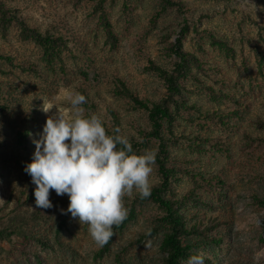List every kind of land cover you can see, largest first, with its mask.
<instances>
[{
    "label": "rangeland",
    "instance_id": "1",
    "mask_svg": "<svg viewBox=\"0 0 264 264\" xmlns=\"http://www.w3.org/2000/svg\"><path fill=\"white\" fill-rule=\"evenodd\" d=\"M98 1L104 2L114 45L98 23ZM174 1L183 4L182 12L163 9L162 0H0L28 27L62 37L65 46L48 61L34 42L21 39L16 24L0 26V264H164L163 231H154L161 216L156 205L135 204V192L126 196L127 215L134 206L135 217L121 231L113 228L102 254L88 226L61 212L67 195L50 190L53 207L36 208V186L24 168L46 120L59 113L72 118L75 92L86 97L83 116L96 115L108 135L142 144L141 134L150 131L147 113L118 95V82L150 103L168 98L151 64L173 70L170 46L185 21L183 50L199 64L178 80L180 94L168 101V164L177 172L167 196L193 200L183 211L196 228L188 238L196 245L192 255L202 252L204 264H264V62L261 68L257 62V54L264 56V0ZM210 38L230 51L211 45ZM174 101L190 108H176ZM215 112L226 113L230 124L199 117ZM145 151L157 153V143L147 140L137 155ZM218 179L221 187L206 183ZM150 180L152 188L160 182L156 165ZM64 215L72 221L59 233L56 224ZM37 234L46 247L33 239Z\"/></svg>",
    "mask_w": 264,
    "mask_h": 264
},
{
    "label": "clouds",
    "instance_id": "2",
    "mask_svg": "<svg viewBox=\"0 0 264 264\" xmlns=\"http://www.w3.org/2000/svg\"><path fill=\"white\" fill-rule=\"evenodd\" d=\"M86 102L85 95L75 92L70 96L72 118L59 113L46 120L24 171L36 186V208L53 207L50 190L67 195L68 207L61 212L87 225L93 242L103 247L113 237V228L127 218L124 198L134 192L141 199L151 195L156 153L137 155L127 136L108 135L99 117L83 116L80 106ZM204 261L201 252L190 256L188 264Z\"/></svg>",
    "mask_w": 264,
    "mask_h": 264
},
{
    "label": "trees",
    "instance_id": "3",
    "mask_svg": "<svg viewBox=\"0 0 264 264\" xmlns=\"http://www.w3.org/2000/svg\"><path fill=\"white\" fill-rule=\"evenodd\" d=\"M103 3V1H98L96 4L98 23L107 40L114 45L116 42V36L109 22L107 13L104 10ZM162 6L163 9L175 8L179 12H182L184 9L181 2L174 0H162ZM12 24H16L19 27L21 39L34 42V44L42 50L43 57L48 61L54 60L61 52V49L65 47L62 37L48 33L42 34L39 31L28 27L24 21L19 20L2 2H0V26L2 30H6L7 27ZM188 29L189 27L185 21V24L180 30V36L170 46V52L176 59L172 71H166L151 64V69L163 81L167 90L168 98H165L160 102L150 103L139 99L126 88L124 83L119 81L117 86L118 95L127 98L136 109L144 110L147 113L148 122L150 124V131L141 134L143 139L142 144L130 142L132 144L133 152L138 154L140 149L145 147L146 141L149 139H152L157 143L155 165L160 177V182L157 186L152 188L149 197L141 199L138 195L135 199V204L152 203L161 211V216L156 221L154 231H163L160 250L165 254L164 264H185L193 254L191 252L192 249L196 246L191 244L188 239L190 235H194L196 232L195 224L192 223L190 214L183 211L186 203L192 202L193 200L190 199L188 195L180 198H174L169 195L167 196V193L170 192V185L175 179L177 172L174 166L168 164L169 152L165 133L170 131V126L173 121L172 111L168 101H172L173 96H178L180 94L178 80L188 76L191 73V68L198 66L199 64L196 56L183 50L182 36L188 32ZM210 39L211 45L216 46L219 50L224 51L225 53L230 51L225 43L215 40L214 38ZM257 56L258 67L261 68L264 62V56L262 54H257ZM0 59L5 58L0 56ZM172 103L177 104L176 108H190V106H187L184 103L178 104L177 101ZM235 114L236 112H233L231 115L235 116ZM199 117L206 120L215 119L223 127L230 124L226 113L222 112H215L212 115H201L200 113ZM27 136L28 132L26 130L19 133L18 144L20 147L24 146ZM118 147L122 146L118 145ZM185 174H188V172L186 171ZM206 183H210L207 184L210 187L217 188V186L221 187L222 180L218 179L216 183L208 181ZM262 206H264V201L262 202ZM134 217L135 208L132 206L129 209L127 218L116 228L121 231ZM70 221H72L70 216H62L61 220L56 224V231L60 233ZM33 239H35L37 244H41L43 247L47 246L46 240L40 234L33 236ZM112 239L113 237L103 246L101 250L102 254L109 251ZM216 242L215 239L212 240V243ZM200 243L204 248L208 246V243L205 241Z\"/></svg>",
    "mask_w": 264,
    "mask_h": 264
}]
</instances>
